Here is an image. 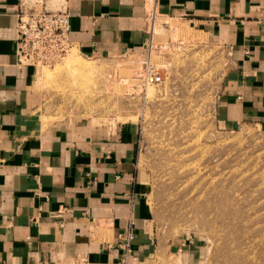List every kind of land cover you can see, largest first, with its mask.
Returning <instances> with one entry per match:
<instances>
[{
    "label": "crops",
    "instance_id": "1",
    "mask_svg": "<svg viewBox=\"0 0 264 264\" xmlns=\"http://www.w3.org/2000/svg\"><path fill=\"white\" fill-rule=\"evenodd\" d=\"M20 6L0 0V264L142 260L152 244L137 127L44 122L36 68L17 52ZM67 6L69 40L81 53L144 48L146 0ZM158 10L187 19L230 55L218 97L222 119L264 129V0H158Z\"/></svg>",
    "mask_w": 264,
    "mask_h": 264
},
{
    "label": "rangeland",
    "instance_id": "2",
    "mask_svg": "<svg viewBox=\"0 0 264 264\" xmlns=\"http://www.w3.org/2000/svg\"><path fill=\"white\" fill-rule=\"evenodd\" d=\"M192 26L159 12L151 52L162 66L159 84L139 80L132 60L143 58L142 48L86 55L68 44L36 62L43 119L137 127L152 250L126 264H264V129L222 119L230 55ZM126 61L130 70L122 72ZM85 62L98 64L96 72Z\"/></svg>",
    "mask_w": 264,
    "mask_h": 264
},
{
    "label": "built area",
    "instance_id": "3",
    "mask_svg": "<svg viewBox=\"0 0 264 264\" xmlns=\"http://www.w3.org/2000/svg\"><path fill=\"white\" fill-rule=\"evenodd\" d=\"M158 12V0H146L145 25L148 39L144 46L142 70L139 80L144 85L159 84L163 80L161 68L151 60L154 29ZM70 12L67 0H59V6L48 8L44 0H21L17 23V52L21 63L48 62L70 44ZM132 234L125 237V243Z\"/></svg>",
    "mask_w": 264,
    "mask_h": 264
},
{
    "label": "bare ground",
    "instance_id": "4",
    "mask_svg": "<svg viewBox=\"0 0 264 264\" xmlns=\"http://www.w3.org/2000/svg\"><path fill=\"white\" fill-rule=\"evenodd\" d=\"M153 53V52H152ZM152 53H151V60H152V62L153 63H155L156 65H159L155 60H154V58H153V55H152ZM132 61H134L135 62V64H136V66H138V67H140L139 68V71H138V74H140V72H141V70H142V59H140V60H138L139 62H140V65H139V62L137 61V59H134V60H132ZM138 63V64H137ZM97 66H99L98 64L96 65V68H95V66L92 64H89V63H86L85 62V64H83V68L84 69H87V68H89L90 67V69H92L93 70V73H95L96 72V69L98 68ZM122 72H128V69L130 68V65H129V63L126 61V62H123V63H121L119 66H117ZM130 70V69H129ZM98 71V70H97ZM105 71V70H104ZM113 72L114 71V68H111L110 70H109V72ZM120 71V72H121ZM108 72V74H110ZM92 73V74H93ZM116 72L114 71V76L116 77V74H115ZM112 74V73H111ZM121 74V73H120ZM112 77V75H110L109 77H108V83H110V82H113V79L115 78V77ZM105 77V76H104ZM118 79V78H117ZM148 86V85H147ZM192 150V149H191ZM195 155V154H194ZM185 156V155H184ZM183 157V156H182ZM194 159V158H193ZM192 159V160H193ZM197 159V157L195 158V160ZM188 161V160H187ZM186 163V162H185ZM184 163V164H185ZM181 165V164H180ZM183 166V165H182ZM181 166V167H182ZM190 166V165H189ZM194 166V165H193ZM196 171H197V169H196ZM199 172H201V171H199ZM198 173V172H197ZM206 175V174H205ZM241 175V174H240ZM187 177H189L188 175H187ZM214 182V181H213ZM207 183H209V182H207ZM206 183V184H207ZM212 183V182H211ZM210 183V184H211ZM205 185V184H204ZM214 186V185H213ZM203 194V193H202ZM202 198H203V196H202ZM189 207V206H188ZM212 212V211H211ZM211 216V215H210ZM209 216V217H210ZM221 218V217H220ZM217 223V222H216ZM214 224V223H213ZM218 224V223H217Z\"/></svg>",
    "mask_w": 264,
    "mask_h": 264
}]
</instances>
